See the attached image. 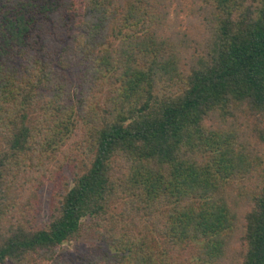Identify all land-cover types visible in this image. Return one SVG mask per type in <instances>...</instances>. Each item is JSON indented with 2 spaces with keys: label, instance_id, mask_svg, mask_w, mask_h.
I'll use <instances>...</instances> for the list:
<instances>
[{
  "label": "trees",
  "instance_id": "1",
  "mask_svg": "<svg viewBox=\"0 0 264 264\" xmlns=\"http://www.w3.org/2000/svg\"><path fill=\"white\" fill-rule=\"evenodd\" d=\"M171 4L0 0V264H264V0Z\"/></svg>",
  "mask_w": 264,
  "mask_h": 264
},
{
  "label": "rangeland",
  "instance_id": "2",
  "mask_svg": "<svg viewBox=\"0 0 264 264\" xmlns=\"http://www.w3.org/2000/svg\"><path fill=\"white\" fill-rule=\"evenodd\" d=\"M171 1H173V4H171V6L168 10L167 23L164 26V31L162 33V34H164V36L168 37L172 33H173V35L177 36L178 34L183 33L187 30L190 33H193V31L196 32L194 30L195 27L196 26L199 27L200 25H201V32L204 35L206 34V32H207L206 22L200 16L193 14L191 9L189 8V6H186V3L189 4V0H182L181 2L178 0H171ZM80 135L81 134H79V136ZM81 136H83V133ZM51 187H50V185H46L44 187L43 191L41 192V199L42 200L40 202H37V206L41 205L40 206V215H42V216L46 215L45 213H46V210L48 209V205L46 203V200L49 199V197H50L49 189L51 188L52 190H58L60 188V187H57L54 185ZM61 187H62V185H61ZM39 206H38V208H39ZM80 243L82 244V246H80V248L81 247L85 248V246L83 244L86 243V239L82 238ZM75 247H76V244H72V245L71 244H65L62 248H59L57 250V253L61 254L64 252H74L76 250Z\"/></svg>",
  "mask_w": 264,
  "mask_h": 264
}]
</instances>
